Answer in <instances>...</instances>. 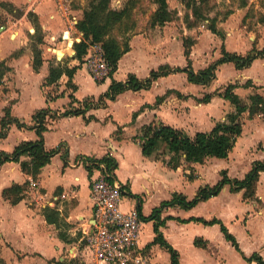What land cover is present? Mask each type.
<instances>
[{
	"label": "crops",
	"instance_id": "obj_1",
	"mask_svg": "<svg viewBox=\"0 0 264 264\" xmlns=\"http://www.w3.org/2000/svg\"><path fill=\"white\" fill-rule=\"evenodd\" d=\"M8 1L15 7L20 4L19 0ZM64 1L26 0L28 3L22 11L23 14L6 28L4 36H0V61H5L10 68L0 85V120L4 116L5 108L9 107L11 116L25 125L23 128L15 123L9 125L6 136L0 138V152L10 153L21 142L37 140L33 115L44 108L50 110L45 119L44 149L58 151L50 162L41 168L36 179L23 173L18 162L0 164V264L91 262L90 252L83 241V229L92 219L90 189L93 180L100 175L98 165L103 163L101 159L104 157L115 161L116 167H111L110 170L123 188L121 202L123 209L135 207L142 214L144 223L140 246L143 247L150 264H171L169 253L158 244L152 243L155 237L153 231L155 221L146 220V217L163 201L170 200L174 193H181L187 199H192L200 187L215 185L221 179V171H226L229 178L243 179L254 162L264 161V115L250 118L246 113L249 120L242 121V133L228 157L224 159L209 157L201 164H192L193 179L188 178L190 170L186 165L182 164L172 169L163 162V158L167 156L159 155L158 159L145 157L140 147L143 127L153 121L171 126L193 137L199 132H209L217 122L224 121L226 115L233 111L228 101L215 96L208 103L197 101L198 106L195 110L185 109L184 117L178 118L174 110L177 106L186 108L189 106V98L200 99L182 93L173 86V78L181 75L186 77L185 81L189 86L197 85L190 83L185 73L160 77L145 91L127 90L115 101L108 102L106 107L90 109L84 115L63 116L65 111L81 107L84 100L91 97L97 99L108 90L111 83V78H106L102 82L96 81L84 63L80 64L77 60L71 59L68 66L78 67L71 78L72 86L67 84L68 77L65 75L56 84L43 86L50 60L61 59L58 55L59 50L64 51L65 57H72L73 44L82 39V34L74 26L82 14L79 15L80 11H67ZM155 9L152 7L150 14ZM29 11L38 16L45 35L43 42L46 44L41 45L43 64L38 72L32 69V52L28 46L27 32L31 31L27 19ZM245 13L240 8L228 20L237 17L240 20ZM228 20L217 25L218 30L223 32V40L208 29H204L199 38H193L195 47L191 50L190 58L194 71L202 70L216 61L220 57L222 44L227 51L242 55L252 49L250 47L252 37L249 35L248 43L245 41V32L242 28L231 32L227 27ZM12 26L15 29L11 31ZM163 33L166 34V30ZM204 34L211 39L218 38L219 42L214 51V53L217 51V54L212 56L213 61L208 65V60L204 59V67L198 69L194 61L195 49ZM228 40H232L231 47L226 43ZM161 47L163 48L160 37L149 39L143 34L131 36L130 50L118 61L112 78L116 81H125L129 74H134L137 78L144 79L149 76L151 70L162 64H168L172 68L186 66L182 49L176 62L173 60L171 42L167 50L161 51ZM21 48H24V51L14 56ZM258 61L256 59L250 67L241 70L236 69L233 63H224L217 69L229 68L233 77L246 78L252 83L253 87L244 88L239 84L240 86L234 90L238 95L239 87L247 92L245 97L239 95L241 98L248 99L254 93L264 97V83L260 82L264 78L258 77L257 71L254 70ZM217 76L216 72V80L211 83L217 82ZM255 88L261 92H257ZM167 91H174L171 94L175 96L169 94L156 106V98ZM175 91L183 98H179ZM259 147L261 148L258 149ZM163 152L166 153V150L162 147L159 153ZM28 159L27 156H22L20 161ZM241 160L247 162L246 168L240 172L241 177L234 176L232 168L234 169ZM205 176H211L216 182L208 183ZM25 182H28L27 187L30 191L37 190L34 199L29 198L27 190L24 191V198L16 204L3 197L2 192L5 188L16 184L22 185ZM31 182L36 183L35 188L30 187ZM200 182L202 183L199 184ZM186 183L196 184L191 198L183 192ZM256 197L258 199L256 204H264V173L259 176ZM154 198L157 199L152 203ZM233 198L246 205L242 213H237L233 209L230 203ZM252 202L243 201L242 191L232 192L230 186L226 185L217 196L199 202L192 209L173 207L163 210L161 214L164 215L161 218L160 214V221L167 216L174 219L166 220L159 230L164 239L178 252L179 264H197L193 256L202 259L206 264L209 262L224 264L220 249L228 244L233 249L234 247L226 241L218 224L204 225L194 221L180 223L175 220L176 218L219 220L235 237L244 256L249 257L256 253L264 258V206L258 207ZM200 204L213 208L208 209L206 213H195ZM46 208L56 211L57 223H49L46 220L44 215ZM146 228L149 230L148 235H145ZM195 239H200L206 247L195 246ZM244 243H247V248ZM188 253H191L192 259ZM237 253L243 264H256L247 262L239 252Z\"/></svg>",
	"mask_w": 264,
	"mask_h": 264
},
{
	"label": "trees",
	"instance_id": "obj_2",
	"mask_svg": "<svg viewBox=\"0 0 264 264\" xmlns=\"http://www.w3.org/2000/svg\"><path fill=\"white\" fill-rule=\"evenodd\" d=\"M112 1L113 0H88L86 7L83 9L81 19L74 23L76 30L82 34V39L73 44L72 57L66 56L64 59L60 60L53 58L49 62V71L43 86L56 84L63 75L68 77L67 84L72 86L71 78L78 67H69L68 62L73 59L83 64L90 47L95 44L100 46L103 58L109 66L107 78H111V83L108 90L97 99L91 97L84 100L81 107L65 111L62 114L63 116L84 115L90 109L106 107L108 102L115 101L123 92L127 90H148L160 77L170 74L185 73L190 83L208 86L215 79V72L218 66L224 63H233L236 69L241 70L250 67L256 59H264V48L259 50L253 47L248 53L242 55L227 51L222 44L220 47V57L216 61L202 70L194 71L190 54L195 40L191 37H186L182 42L183 55L186 60V66L184 68H172L168 64H162L158 66L157 69L151 70L149 76L144 79H139L134 74H129L125 81H116L112 78V75L117 69L118 61L130 50L129 38L126 36L134 28V22L131 21V17L137 0H127L120 8L113 6ZM150 1L156 6V9L151 14L150 26L162 27L167 22L174 20L177 16V12L170 7L167 0ZM181 2L186 9L191 11V16L186 15L184 19L188 29L195 28L199 23L206 22V29L222 40L224 39L223 32L218 30L217 18L209 17V15L206 14V12L210 10V0H181ZM250 3L251 0H239L238 7L245 8ZM260 3L261 7L264 8V0H260ZM6 5L9 6L8 4ZM22 14L23 12H19L18 17ZM191 17H193V19H191ZM245 17H247V15ZM27 19L34 29V32L29 34L30 50L32 52L31 66L34 72H38L43 64L41 45L43 44L45 35L39 23L38 16L35 13L29 11L27 13ZM258 22L264 23L263 14L260 15ZM115 29H119L118 32L121 38L113 35ZM23 51L24 48H21L14 53V56ZM62 53L63 50H59V57L62 56ZM9 71L10 68L6 65L5 61H0V85L3 82L4 76ZM238 86L237 83L229 84L223 91L216 90L212 93H206L202 98L197 100L200 103H208L213 97L218 96L228 101L233 107V111L226 115L225 120L217 122L209 132H199L193 137H190L181 130L155 121L144 126L142 136H140L142 154L145 157L155 159H158L159 155L167 156V158L163 156V162L172 169H176L182 164L186 165V168L190 170V174L188 175L189 179H193L192 164H201L209 157L220 159L227 158L237 138L242 133V115L247 113L250 118L255 115H264V97L258 93H254L250 95L248 99H243L234 92ZM243 87L249 88L253 87V85L250 81H247ZM171 92L174 91H167L164 95L157 97L155 105H160ZM175 93L179 98H183L179 92L175 91ZM49 112V108H44L33 115V121L36 123L34 128L38 139L36 141L21 142L10 153L1 151L0 164L11 161L18 162L20 163L23 173L36 179L41 168L48 164L51 158L58 152L56 149L52 151H46L44 149L43 133L46 130L45 119ZM135 116L136 114H134V117ZM11 123H15L20 128L25 127L23 123L11 116L10 108L7 107L4 110V116L0 120V138L6 136L8 127ZM162 147L163 150H166V153H159ZM22 156H27L29 159L20 161ZM101 162H103L108 169L116 167L115 161L111 158L104 157L101 159ZM261 173H264V161H256L252 164V168L243 179L229 178L226 171H221V179L215 185L200 187L192 199H187L186 196L181 193H174L170 200L163 201L158 208L153 210L151 215L146 217V220L155 221L153 225L155 237L152 243L158 244L169 253L171 264H179L178 252L164 239L159 230L166 220L174 219V217L167 216L160 221L161 212L173 207L184 210L192 209L199 202L217 196L226 185L230 186V191L232 192L242 191L243 201H257L256 187ZM27 186L28 182L22 185H13L5 188L2 195L12 204H16L24 198L23 194ZM44 215L49 223H57L58 217L56 211L46 208L44 209ZM175 220L180 223L194 221L201 222L204 225L218 224L226 241H228L247 262L264 264V258L256 253L249 257L244 256L235 237L219 220L212 219L206 221L200 218H189L187 220L176 218ZM194 245L202 248L206 247V244L200 239H195Z\"/></svg>",
	"mask_w": 264,
	"mask_h": 264
},
{
	"label": "rangeland",
	"instance_id": "obj_3",
	"mask_svg": "<svg viewBox=\"0 0 264 264\" xmlns=\"http://www.w3.org/2000/svg\"><path fill=\"white\" fill-rule=\"evenodd\" d=\"M19 1H20V4L19 6H16L18 7L16 8L13 4H12L13 6H10V3L8 0H0V36H2L3 34L5 35L7 31L6 28L9 27L13 22H15V18H20L18 17L19 12H22L25 10V7L27 6L26 3L28 2H26V0H19ZM126 1L127 0H120V4H118L117 7L118 8L122 7ZM87 2L88 0H65L64 4L67 8V11L69 10L80 11L79 15H81L82 14L81 12H83V9L86 7ZM167 2L169 3L172 9H175V11L177 12V16L175 17L174 20L167 22L162 27H158V26L152 27L150 26V18L153 12L151 14L150 12L152 11V7L156 8V6L150 0H137V3L135 5V8L133 9L132 17H131V21L134 22V28L127 34L126 37L130 39L131 36L137 35V34H143L145 37L149 39L160 37V39L162 40V46H163V48L161 47V51L164 49L167 50L169 42H171V45H173V60L177 62L181 54L180 49H182V54H183V46H182L183 39L186 37H191V38L198 37L199 38L203 30L206 29L207 23L202 22V23H199L195 28L188 29L186 27L184 19L186 15L191 16V11L186 9V7L181 2V0H167ZM238 2L239 0H210V4H209L210 10H208L206 14H208L209 17H216L217 25H219L220 23L222 24L223 22H226V20H228V18H230L232 14L236 13L237 10L240 9L238 7ZM6 4H8L9 6H7ZM241 9H243V11L246 12L244 17L240 20H238V17L235 19H229L228 20L229 22L227 21L228 29L231 32L232 31L236 32L237 28H242L243 31L245 32V38H246L245 41L247 40V42L249 43V35L252 37L250 41V45H251L250 47L251 48L255 47L257 49H263L264 48V23H259L258 19L260 15L262 14L264 15V8L261 7L260 0H251V3L247 7L241 8ZM246 15L247 17H245ZM191 19H193V17H191ZM13 29H15L14 26L11 27V31ZM30 29L31 31L27 32L28 36L29 34L34 32L33 26L31 24H30ZM118 30L119 29H115L113 32V35H116L118 36V38H121ZM165 30H166V34L163 33V31ZM12 33L15 34L14 32ZM218 42L219 40L217 37H214L211 39L209 38V36H206L205 34L202 36L199 46L195 49L194 61H195L196 68L199 69V68L204 67V63H205L204 59H207L209 61V62L207 61V65L213 61L212 56H216L217 54V51L215 53L214 51L216 50V46ZM226 43L229 47L232 46V40L230 41L228 40V42ZM43 44H46V43L43 42ZM28 46L30 47L29 38H28ZM43 47L44 45L42 46V48ZM193 47H195V44L192 46V48ZM88 54L85 56V59L88 56ZM60 58L61 59L65 58L64 51ZM257 60L259 61L254 67V70L257 71L258 73L257 75H259L258 77L264 78V59L260 58ZM217 70L218 71L216 72L218 74L217 76L218 80L217 82L211 83L209 86H205V87L200 86V85L189 86L188 83L185 81L186 77L184 75L175 76L172 80V84L176 88V90L181 91L182 93L193 95L196 98H201L203 95H205L208 92H214L215 90L223 91V89L230 83L232 84L237 83L238 85L240 84L242 86L248 81L246 78L244 79L242 77H239V78L233 77L232 70H229V68L224 67V68L217 69ZM262 80H260V82L264 83V79ZM255 90L257 92L258 91L261 92V90H258L256 88ZM238 93L241 97L247 96L246 94L247 92L243 91L241 87H239ZM171 95L175 96L174 94H171ZM189 99H190V101H188L189 106H187L186 108L185 106H177L174 109L176 111L178 118L184 117L185 109H187V111L190 109L195 110V108L198 106L197 105L198 102L195 98L191 97ZM243 120L244 122L245 120L246 121L249 120L248 115L246 113L242 116V121ZM260 148L261 147H259L258 149ZM246 164H247L246 161L245 162L243 160L238 161L234 169L232 168V173L234 172L233 173L234 176L241 177L242 175L240 172L242 171V169L246 168ZM205 178L207 182L210 184L211 183L213 184L216 182L211 176H205ZM201 183L202 182H200L199 184ZM195 186H196L195 183H186L185 188L183 189V192L189 198H191L195 191L194 190ZM26 190L30 194L29 198L34 199L35 197L34 193H36L37 190L31 189V191L34 190V192L32 193L30 191V188L27 187ZM156 199L157 198H154L151 202L154 203ZM224 201L226 202V199H224ZM253 202H255V205L258 207L264 206V204L260 202H259L260 204H256L257 203L256 201H253ZM230 203L233 209L236 210L237 213H242L246 206L244 203L237 202L235 198H233V200H231ZM212 208L213 207L200 204L195 209V213L196 212L199 214L200 212L206 213L208 209H212ZM163 215L164 213L161 214V218ZM148 234H149V230L148 228H146L145 235H148ZM244 246L247 248L248 247L247 243H244ZM219 252L221 254V257L224 259V264H243L241 262L242 259L240 255L229 244L228 246L224 245L220 249ZM188 254L190 255V259H192L191 253H188ZM193 259H195L197 264H202V263L206 264L205 262H202V259L198 257L193 256ZM213 263L216 264L215 262H209L208 264H213Z\"/></svg>",
	"mask_w": 264,
	"mask_h": 264
},
{
	"label": "built area",
	"instance_id": "obj_4",
	"mask_svg": "<svg viewBox=\"0 0 264 264\" xmlns=\"http://www.w3.org/2000/svg\"><path fill=\"white\" fill-rule=\"evenodd\" d=\"M117 7L120 0H113ZM84 65L96 81L108 77L109 66L99 45L90 47ZM100 175L93 180L90 189L92 219L83 229V241L90 252L89 264H150L140 246L144 223L141 212L133 207L123 209V188L112 170L105 164L98 165ZM36 187L35 182L30 183Z\"/></svg>",
	"mask_w": 264,
	"mask_h": 264
}]
</instances>
